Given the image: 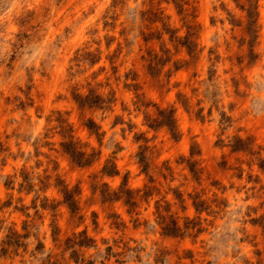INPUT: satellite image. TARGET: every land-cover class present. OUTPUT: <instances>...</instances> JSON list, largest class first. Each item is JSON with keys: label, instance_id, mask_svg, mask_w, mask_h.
I'll use <instances>...</instances> for the list:
<instances>
[{"label": "rangeland", "instance_id": "obj_1", "mask_svg": "<svg viewBox=\"0 0 264 264\" xmlns=\"http://www.w3.org/2000/svg\"><path fill=\"white\" fill-rule=\"evenodd\" d=\"M0 264H264V0H0Z\"/></svg>", "mask_w": 264, "mask_h": 264}, {"label": "trees", "instance_id": "obj_2", "mask_svg": "<svg viewBox=\"0 0 264 264\" xmlns=\"http://www.w3.org/2000/svg\"><path fill=\"white\" fill-rule=\"evenodd\" d=\"M81 104H82V106L90 105V104H92V101L88 97L85 99L81 98ZM168 124H169V122H168ZM66 151L69 152L75 159H78V161L80 162L81 155L78 153V151L73 146L66 147ZM128 194H130V193H128ZM127 202L131 203V196L130 195L128 196Z\"/></svg>", "mask_w": 264, "mask_h": 264}, {"label": "clouds", "instance_id": "obj_3", "mask_svg": "<svg viewBox=\"0 0 264 264\" xmlns=\"http://www.w3.org/2000/svg\"><path fill=\"white\" fill-rule=\"evenodd\" d=\"M239 247H240V248L242 247V249H243V250L239 253L240 256H242V255H244V254L247 253L248 249H247L246 246H241V245H240Z\"/></svg>", "mask_w": 264, "mask_h": 264}]
</instances>
